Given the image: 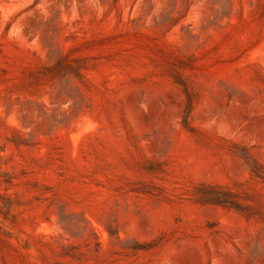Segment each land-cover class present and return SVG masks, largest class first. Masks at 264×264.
<instances>
[{"label": "rangeland", "instance_id": "374dc122", "mask_svg": "<svg viewBox=\"0 0 264 264\" xmlns=\"http://www.w3.org/2000/svg\"><path fill=\"white\" fill-rule=\"evenodd\" d=\"M0 264H264V0H0Z\"/></svg>", "mask_w": 264, "mask_h": 264}]
</instances>
